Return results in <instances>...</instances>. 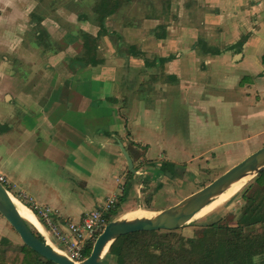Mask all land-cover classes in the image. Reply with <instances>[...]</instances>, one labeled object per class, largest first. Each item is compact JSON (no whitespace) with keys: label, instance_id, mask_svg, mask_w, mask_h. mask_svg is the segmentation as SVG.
<instances>
[{"label":"crops","instance_id":"0c3cea01","mask_svg":"<svg viewBox=\"0 0 264 264\" xmlns=\"http://www.w3.org/2000/svg\"><path fill=\"white\" fill-rule=\"evenodd\" d=\"M52 1L0 0V175L48 212L30 223L48 245L108 199L159 211L163 161L264 145V0H124L103 29L94 0ZM80 32L98 36L95 64ZM173 99L179 124L158 113Z\"/></svg>","mask_w":264,"mask_h":264},{"label":"trees","instance_id":"16d2710c","mask_svg":"<svg viewBox=\"0 0 264 264\" xmlns=\"http://www.w3.org/2000/svg\"><path fill=\"white\" fill-rule=\"evenodd\" d=\"M94 1L92 7L101 29L105 16L116 12L124 2V0ZM53 3L54 0L51 4ZM40 18H37L36 27L42 38L45 32L40 28ZM80 35L83 60L95 64L98 36L93 37L85 32H80ZM169 57L159 58V61L164 62ZM174 166L172 162L163 161L160 169L173 176ZM128 174L132 175L131 172ZM254 183L255 185L252 183L246 188L248 190L252 187L249 194L246 193V189L242 193L246 203L236 225L212 222L205 226L201 236L193 239H184L176 230L136 231L123 234L110 243L106 253L107 260L113 261L114 264H264V169L256 175ZM6 189L9 190L8 185ZM120 199L122 200V197ZM25 204L33 213L38 214L33 206ZM118 204L119 202L106 214L107 220H112L116 215ZM26 223L32 233L44 241L41 234L31 227L29 222ZM8 245L9 240L2 238L0 264H55L24 244L16 249L7 248ZM92 245V242H87L86 254H89Z\"/></svg>","mask_w":264,"mask_h":264},{"label":"water","instance_id":"95a60500","mask_svg":"<svg viewBox=\"0 0 264 264\" xmlns=\"http://www.w3.org/2000/svg\"><path fill=\"white\" fill-rule=\"evenodd\" d=\"M127 162L129 172L135 173L131 157L122 144H119ZM264 169V145L237 162L210 183L192 193L179 203L156 212L152 217H136L131 220L115 218L110 220L96 237L88 256L81 262H74L64 253L41 241L35 236L13 203L10 193L0 182V216L18 234L22 243L41 257L55 264H104L103 252L108 251L110 243L123 234L136 231L176 230L189 222L194 215L207 205L211 199L222 193L234 181L247 174H258ZM28 222V221H27Z\"/></svg>","mask_w":264,"mask_h":264},{"label":"rangeland","instance_id":"374dc122","mask_svg":"<svg viewBox=\"0 0 264 264\" xmlns=\"http://www.w3.org/2000/svg\"><path fill=\"white\" fill-rule=\"evenodd\" d=\"M129 10H131L132 12H136V10H138V5L137 4L130 5ZM169 58H171V56ZM181 108L182 106H180V111H179L177 106H175V99H173V101L170 100L166 106L162 107V109L157 111L161 115V120L167 122V120H169L170 118L168 117L169 116L168 113L170 112L169 110L173 112V110L175 111V109H177V111L181 115H183ZM177 111L175 113L176 116H177ZM175 118H176V122L179 124L181 123V120L185 119V116L184 117L177 116ZM156 119L158 120V118ZM168 124L170 125V122H168ZM262 146L263 145H258L257 147L249 146L244 148L231 149L226 154H224V156H221L218 160L210 164L204 165L202 163H197V164H193L192 166L190 165L191 170L193 169L192 171L191 170L188 171L186 169L187 168L186 164L183 163L175 164L173 176H170L169 173H167V175L164 178L163 184L165 185V187L166 186L167 187L164 189L163 195L159 196L156 199L155 203L157 208H160V210H162L164 208L179 203L181 200L185 199L192 193L196 192L203 186L207 185L213 179H215L220 174H222L227 169H229L231 166L241 161L247 155L251 154L252 152H254L255 150L259 149ZM256 175L257 174H253L251 179L245 184L246 186L244 185L245 188L243 186L241 188L242 191L241 190H240L241 192L238 191L225 204H223L213 212L203 216L202 218L191 219L189 222L176 229V232L181 234L184 237V239H193L201 236L203 234L205 226H207L212 222L218 221L220 223H224L231 226L236 225V222L240 217L241 212L246 203L245 199L242 197V193H244L245 189L250 184L253 183V185H255L254 179ZM5 186L7 188V185ZM140 189L142 190V188ZM251 190L252 187L250 189L248 188V190L246 189V193L249 194ZM9 192L12 194L10 190ZM142 208H143L142 205L140 207V205L135 204L133 205V207L127 209V208H122V206H119L118 204L116 207V215L113 217V219L120 218L122 216L128 218V216L126 215H128L129 213L134 214L132 215V217H138L144 215L146 216L154 213V211H150ZM30 226L34 227L31 224ZM159 231H163V230H159ZM2 238H7L9 240L10 246L9 245L6 246L7 248L16 249L18 246L23 244L18 234L14 231V229L10 226V224L0 216V241ZM60 245H61L60 251L63 253L61 249L62 244ZM106 257H107L106 254H104L102 258L105 263L114 264L113 261L111 260L108 261Z\"/></svg>","mask_w":264,"mask_h":264},{"label":"built area","instance_id":"2783aa9c","mask_svg":"<svg viewBox=\"0 0 264 264\" xmlns=\"http://www.w3.org/2000/svg\"><path fill=\"white\" fill-rule=\"evenodd\" d=\"M0 182L5 186L6 180L0 175ZM6 188V186H5ZM117 203L116 199H108L97 205L93 210L84 213L76 222L67 223L66 230L52 227L53 235L62 244L63 253L74 262L83 261L88 254L85 252L87 242H94L109 222L106 214ZM38 215L49 220L46 210H38Z\"/></svg>","mask_w":264,"mask_h":264},{"label":"bare ground","instance_id":"6f19581e","mask_svg":"<svg viewBox=\"0 0 264 264\" xmlns=\"http://www.w3.org/2000/svg\"><path fill=\"white\" fill-rule=\"evenodd\" d=\"M252 176L253 175H251V174H247L246 176L240 178L239 180L234 181L233 183H231L226 188V190H224L222 193L214 196L207 205H205L202 209H200L194 215V217L192 219L202 218L203 216L213 212L214 210H216L217 208H219L220 206L225 204L230 198H232L233 195H235L238 191L241 190V188L251 179ZM245 186H244V188H245ZM9 195H10L13 203L17 207V209H18L19 213L21 214V216L23 218H25L29 223H31L34 226H37L39 228L40 225H39L38 220L35 217L34 213L29 208H27L26 206L22 205L17 199H15L12 196V194H9ZM155 214H156V212H154L151 215H146V216L144 215V216H138V217H152ZM132 215H134V214L133 213H129L128 215H126V216H128V218L122 216V217H120V219L131 220L133 218H136V217H132ZM56 250H58V249H56ZM58 251H60V250H58ZM105 251H106V248H105V250L103 252V255L106 254Z\"/></svg>","mask_w":264,"mask_h":264}]
</instances>
